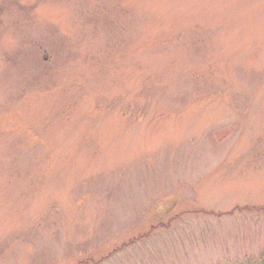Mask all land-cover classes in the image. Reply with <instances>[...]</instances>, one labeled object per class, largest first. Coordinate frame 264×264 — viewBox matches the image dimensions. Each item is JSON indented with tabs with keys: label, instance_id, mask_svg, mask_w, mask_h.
<instances>
[{
	"label": "rangeland",
	"instance_id": "rangeland-1",
	"mask_svg": "<svg viewBox=\"0 0 264 264\" xmlns=\"http://www.w3.org/2000/svg\"><path fill=\"white\" fill-rule=\"evenodd\" d=\"M0 264H264V0H0Z\"/></svg>",
	"mask_w": 264,
	"mask_h": 264
}]
</instances>
